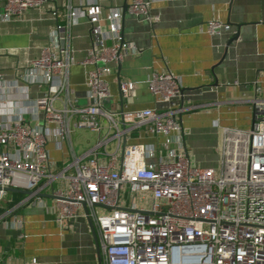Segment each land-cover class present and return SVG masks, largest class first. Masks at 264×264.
Listing matches in <instances>:
<instances>
[{
  "label": "built area",
  "instance_id": "2783aa9c",
  "mask_svg": "<svg viewBox=\"0 0 264 264\" xmlns=\"http://www.w3.org/2000/svg\"><path fill=\"white\" fill-rule=\"evenodd\" d=\"M54 1L0 0V22ZM78 2L82 8L66 5L53 40L12 80L0 74V202L7 188L30 193L21 204L48 191L58 226L80 216L90 220L100 264H264V98L249 101L250 128L222 129L217 170L192 166L178 122L179 79L170 72L147 77L152 108L103 107L109 98L104 79L133 46L121 40L118 9L101 17L96 0ZM126 12L150 26L158 22L145 0H128ZM77 18L86 20L90 39L79 61L88 67L83 107L72 106L67 80L68 30ZM228 30L210 20L199 31L211 37ZM33 85L45 91L30 100L27 87ZM118 87L127 97L132 84ZM139 128L159 142L127 144ZM81 129L103 136L58 167L47 143L59 151ZM10 225L19 229L21 221L14 217Z\"/></svg>",
  "mask_w": 264,
  "mask_h": 264
},
{
  "label": "crops",
  "instance_id": "0c3cea01",
  "mask_svg": "<svg viewBox=\"0 0 264 264\" xmlns=\"http://www.w3.org/2000/svg\"><path fill=\"white\" fill-rule=\"evenodd\" d=\"M124 1L127 4L128 0H96L100 16L106 17L113 8L121 14ZM145 1L158 22L150 26L126 11L121 14V40L133 49L105 77L109 98L103 107L111 112L152 108L145 81L151 73L170 72L179 79L181 96L176 104L183 108L178 122L188 161L199 168H215L212 163L218 160L222 129L250 128L253 107L249 101L264 98V0ZM68 4L82 8L78 0H56L27 10L20 18L0 22L3 79L12 80L15 70L53 40L54 26L65 23ZM210 20L220 21L229 30L211 37L199 31ZM88 30L83 18H77L68 30L72 63L67 80L74 107L87 104L88 67L79 61L90 46ZM235 33L236 38L227 46ZM120 82L132 84L127 97L120 95ZM44 91V87L29 86L28 99ZM78 131L70 134L69 142L62 143L59 151L53 142L47 143L48 155L58 167L103 136V132L88 131L94 139L84 143L77 138ZM125 142L156 144L159 140L139 128L130 132ZM39 194V199L21 204L26 195L6 192L0 202V264H30L31 259L37 264H98L86 218L80 216L58 226L53 199L46 190ZM14 217L21 221L19 229L10 225Z\"/></svg>",
  "mask_w": 264,
  "mask_h": 264
},
{
  "label": "water",
  "instance_id": "95a60500",
  "mask_svg": "<svg viewBox=\"0 0 264 264\" xmlns=\"http://www.w3.org/2000/svg\"><path fill=\"white\" fill-rule=\"evenodd\" d=\"M126 6H127V4H126L125 1H124V3H123L122 6H121V14H124V13H125V11H126ZM236 36H237V33H235V34L232 36V38L227 42V46L230 44L231 41H233V40L236 38ZM5 190H6V192H17V193H20V194H22V195H28V194H30L28 191L15 190V189H12V188H7V189H5ZM38 196L41 197L42 195L39 194ZM49 197H50V198H53V197H51V196H49ZM81 207H82V209H83L84 214H86V206H85V204H84V203H81ZM86 222H87V225H88V228H89V230H90V233H91V236H92V240H93V243H94V248H95V253H96L97 263L100 264V255H99V250H98V246H97L96 237H95V234H94L93 229H92V224H91L90 220L87 219V218H86Z\"/></svg>",
  "mask_w": 264,
  "mask_h": 264
},
{
  "label": "rangeland",
  "instance_id": "374dc122",
  "mask_svg": "<svg viewBox=\"0 0 264 264\" xmlns=\"http://www.w3.org/2000/svg\"><path fill=\"white\" fill-rule=\"evenodd\" d=\"M77 134H78L77 138H81L84 143H85V141L91 142L94 139V134L89 133L88 130H85V129L79 130ZM210 160H212V158L209 159V161ZM212 164H213V167H215L213 169L217 170V161H214ZM195 167H197V166H195Z\"/></svg>",
  "mask_w": 264,
  "mask_h": 264
},
{
  "label": "trees",
  "instance_id": "16d2710c",
  "mask_svg": "<svg viewBox=\"0 0 264 264\" xmlns=\"http://www.w3.org/2000/svg\"><path fill=\"white\" fill-rule=\"evenodd\" d=\"M20 198H21V196L19 195V197L15 198L14 200L16 201V200H19Z\"/></svg>",
  "mask_w": 264,
  "mask_h": 264
}]
</instances>
